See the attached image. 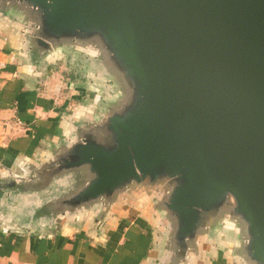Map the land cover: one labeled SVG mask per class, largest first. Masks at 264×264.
Segmentation results:
<instances>
[{
  "label": "water",
  "instance_id": "obj_1",
  "mask_svg": "<svg viewBox=\"0 0 264 264\" xmlns=\"http://www.w3.org/2000/svg\"><path fill=\"white\" fill-rule=\"evenodd\" d=\"M0 34L25 79L64 60L96 88L0 164L1 227L140 215L145 264H264V0H0Z\"/></svg>",
  "mask_w": 264,
  "mask_h": 264
},
{
  "label": "crops",
  "instance_id": "obj_2",
  "mask_svg": "<svg viewBox=\"0 0 264 264\" xmlns=\"http://www.w3.org/2000/svg\"><path fill=\"white\" fill-rule=\"evenodd\" d=\"M74 64L59 60L45 78L27 80L14 59L7 37L0 34V164L41 149L59 131L63 115L90 103L94 87ZM154 234L140 215L105 227L99 235L65 231L42 236L6 231L0 226V264H145ZM213 264H227L217 253Z\"/></svg>",
  "mask_w": 264,
  "mask_h": 264
},
{
  "label": "rangeland",
  "instance_id": "obj_3",
  "mask_svg": "<svg viewBox=\"0 0 264 264\" xmlns=\"http://www.w3.org/2000/svg\"><path fill=\"white\" fill-rule=\"evenodd\" d=\"M74 65H79L80 68L79 69H82V66L80 64H77V63H74ZM81 77L84 75L83 71L81 70V73H80ZM100 90V89H99ZM105 91H101V95L105 96L106 94H104Z\"/></svg>",
  "mask_w": 264,
  "mask_h": 264
},
{
  "label": "flooded vegetation",
  "instance_id": "obj_4",
  "mask_svg": "<svg viewBox=\"0 0 264 264\" xmlns=\"http://www.w3.org/2000/svg\"><path fill=\"white\" fill-rule=\"evenodd\" d=\"M72 68H76L75 70H76V71L78 70V71L81 73V70H82V69H79V68H80L79 65H76V66H74V67H72ZM94 89H96V88H94ZM104 94H105V92H104Z\"/></svg>",
  "mask_w": 264,
  "mask_h": 264
}]
</instances>
